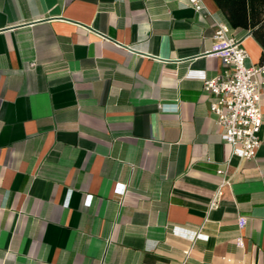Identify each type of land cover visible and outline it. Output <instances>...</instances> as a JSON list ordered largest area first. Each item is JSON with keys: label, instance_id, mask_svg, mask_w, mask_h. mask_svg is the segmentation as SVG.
<instances>
[{"label": "crops", "instance_id": "crops-1", "mask_svg": "<svg viewBox=\"0 0 264 264\" xmlns=\"http://www.w3.org/2000/svg\"><path fill=\"white\" fill-rule=\"evenodd\" d=\"M201 2L0 0V264H264V83L243 158L203 90L230 26Z\"/></svg>", "mask_w": 264, "mask_h": 264}, {"label": "built area", "instance_id": "built-area-1", "mask_svg": "<svg viewBox=\"0 0 264 264\" xmlns=\"http://www.w3.org/2000/svg\"><path fill=\"white\" fill-rule=\"evenodd\" d=\"M189 1L196 10L202 7L201 0ZM213 38L212 54L221 59L224 68L219 75L203 80V90L214 97L210 110L232 154L254 158L262 142L259 130L262 124L264 58L251 62L242 40L224 23L217 24ZM218 172L222 173V170ZM220 193V188L215 191L211 205L217 203Z\"/></svg>", "mask_w": 264, "mask_h": 264}, {"label": "trees", "instance_id": "trees-1", "mask_svg": "<svg viewBox=\"0 0 264 264\" xmlns=\"http://www.w3.org/2000/svg\"><path fill=\"white\" fill-rule=\"evenodd\" d=\"M232 28L249 30L264 51V0H213Z\"/></svg>", "mask_w": 264, "mask_h": 264}]
</instances>
